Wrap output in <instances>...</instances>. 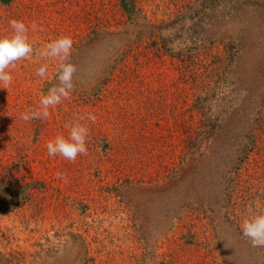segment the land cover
Listing matches in <instances>:
<instances>
[{"label": "rangeland", "instance_id": "obj_1", "mask_svg": "<svg viewBox=\"0 0 264 264\" xmlns=\"http://www.w3.org/2000/svg\"><path fill=\"white\" fill-rule=\"evenodd\" d=\"M195 3L0 0V34L17 19L36 22V48L70 35L77 68L49 118L20 115L57 83V61L44 79L42 58L19 61L0 88V264H264L240 229L264 210V101L246 96L264 74L228 76L221 34L240 15ZM79 117L87 155L50 156Z\"/></svg>", "mask_w": 264, "mask_h": 264}, {"label": "clouds", "instance_id": "obj_2", "mask_svg": "<svg viewBox=\"0 0 264 264\" xmlns=\"http://www.w3.org/2000/svg\"><path fill=\"white\" fill-rule=\"evenodd\" d=\"M11 31L0 34V88L9 89L14 77L12 70L17 62L28 60L34 55L39 56L45 62L36 69V76L44 79L47 77L49 65L46 61L58 62L57 83L51 86L47 93L42 95L38 108L26 109L20 118L24 121L32 119L49 118L50 109L59 105L62 100L70 97L74 91V77L77 72L76 65L71 62L73 39L70 35H60L42 47L36 48L29 31L37 28L35 21L29 26L23 20L12 19L9 21ZM79 117L65 124L68 129L67 136L60 134L50 139L46 144L50 156H60L65 160L74 162L80 155H87V137L90 129ZM87 119L96 122V116L89 113ZM58 179H63L64 174L57 172ZM242 235L249 240L252 247L264 248V210L246 216L240 225Z\"/></svg>", "mask_w": 264, "mask_h": 264}, {"label": "trees", "instance_id": "obj_3", "mask_svg": "<svg viewBox=\"0 0 264 264\" xmlns=\"http://www.w3.org/2000/svg\"><path fill=\"white\" fill-rule=\"evenodd\" d=\"M230 2L235 3V0H196L194 10L219 14L229 6ZM229 8L235 9V15H240L241 19L240 27L235 32L229 29L227 32L224 31L226 34H221L222 38H228L226 43L228 55L225 66L228 76L235 77L234 82L239 80L240 84H243L247 78L243 81L240 77H250L255 74L254 78L257 80L256 74H260L262 77L264 74V0H240L238 6L230 5ZM226 13L221 12L219 15L222 16ZM216 16H212V18ZM253 83L252 81L251 84L253 85ZM258 85H260L259 87L262 85V89H264V81ZM255 88L257 89V84ZM262 89L257 95L248 93L246 96L252 97L255 103L261 99L264 101V95H261ZM236 91L240 92V96L242 95L241 89H236ZM202 131L200 126L196 130L197 137L203 133ZM249 136L250 133L248 132L247 137ZM190 144H193V140L190 141Z\"/></svg>", "mask_w": 264, "mask_h": 264}]
</instances>
